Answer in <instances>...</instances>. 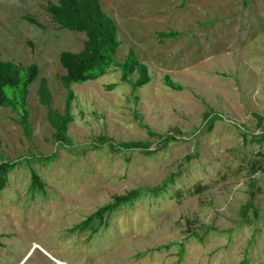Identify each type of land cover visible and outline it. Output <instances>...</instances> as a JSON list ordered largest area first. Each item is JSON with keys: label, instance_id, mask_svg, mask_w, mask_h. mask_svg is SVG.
Segmentation results:
<instances>
[{"label": "rangeland", "instance_id": "374dc122", "mask_svg": "<svg viewBox=\"0 0 264 264\" xmlns=\"http://www.w3.org/2000/svg\"><path fill=\"white\" fill-rule=\"evenodd\" d=\"M98 1L117 28L114 59L134 51L151 81L133 89L111 67L71 85L72 145L57 147L37 90L45 79L50 109L62 111L59 55L81 51L85 35L50 19L45 6L56 0H0V59L39 69L27 98L29 140L17 116L0 108V159L56 152L48 165H17L0 192V264H264V171L248 175L253 162L264 167V144L249 142L260 132L254 114L264 118V0ZM170 31L180 36L161 42L159 33ZM166 76L181 90L166 86ZM209 111L221 119L208 128ZM173 129L177 140L154 151L148 131ZM101 136L149 141L154 152L118 153L97 146ZM31 169L43 195L29 193ZM170 178L164 192L115 212L95 234L73 230L113 197L161 188ZM196 184L205 190L188 195Z\"/></svg>", "mask_w": 264, "mask_h": 264}, {"label": "trees", "instance_id": "16d2710c", "mask_svg": "<svg viewBox=\"0 0 264 264\" xmlns=\"http://www.w3.org/2000/svg\"><path fill=\"white\" fill-rule=\"evenodd\" d=\"M45 11L50 19L62 30H68L75 33H83L85 40L81 51L61 52L59 55V63L64 70V75L60 77V84L65 90L64 105L61 112L51 110L52 94L48 88L45 79L39 82L37 97L41 106L48 109L46 120L48 125L52 128L51 141L57 147L71 146V140L67 134L69 125L73 118L71 115V104L74 100V95L71 90V85L84 84L93 82L106 74L111 68H116L121 75V82L131 85L133 89H139L150 83L151 79L148 69L145 64L141 63L134 51L130 50L121 62L114 59L117 49L120 46V41L117 35V28L114 21L103 12L98 0H56L55 3L48 2L45 6ZM31 24L37 22L33 19H26ZM180 36L179 33L170 31L159 33V40L165 41L174 39ZM136 74V80L130 81V77ZM39 76V69L37 65L30 64L28 66L18 65L11 61H4L0 59V108H6L17 116V123L19 124L22 134L26 140L31 137L32 129L29 122V109L27 106V98L29 93V86L34 83ZM166 86L179 91L181 88L175 85L169 77L164 78ZM114 86H108L107 90H112ZM257 121L256 125L259 134H251L249 142L252 144H264V118L254 114ZM221 119L213 111L206 112L203 115V124L210 127L214 120ZM248 133H242V139L246 140ZM179 135L177 130H170L165 134H159L148 131L150 138L156 139L158 146L154 151H158L167 147L171 142L177 140ZM107 144L116 152H134L138 151L143 154H150L154 151H149L151 143L149 141L141 142H125L114 144L110 139L101 136L98 139V145ZM56 152L47 156H30L22 158L17 161H10L0 159V192L6 188L8 176L17 165L25 163L29 165L30 162H42L46 165L52 163L55 159ZM261 160L253 162L249 169L248 175H254L257 172L264 171ZM172 178L168 180L161 188L156 189H134L122 196H115L110 204L101 207L83 222L76 225L74 231L90 230L95 234L99 228L107 226V219L115 212L122 208L132 206L143 196H158L164 192L167 183L172 182ZM45 184L34 170H30L29 193L31 195H43L45 193ZM205 190L204 186L196 184L193 189L186 191L188 195H195ZM176 196L180 198L182 193L179 191ZM253 208L251 202L247 203L242 208V213ZM202 241V238H199ZM179 256H182V245L178 244ZM241 264H247L246 262Z\"/></svg>", "mask_w": 264, "mask_h": 264}]
</instances>
